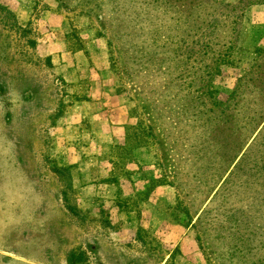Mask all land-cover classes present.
Instances as JSON below:
<instances>
[{"label": "rangeland", "instance_id": "1", "mask_svg": "<svg viewBox=\"0 0 264 264\" xmlns=\"http://www.w3.org/2000/svg\"><path fill=\"white\" fill-rule=\"evenodd\" d=\"M0 3L38 40L0 27V264H226L197 220L264 134V0L144 5L157 37L129 0ZM106 91L128 110L107 146Z\"/></svg>", "mask_w": 264, "mask_h": 264}, {"label": "trees", "instance_id": "2", "mask_svg": "<svg viewBox=\"0 0 264 264\" xmlns=\"http://www.w3.org/2000/svg\"><path fill=\"white\" fill-rule=\"evenodd\" d=\"M114 1L107 0L106 4L113 5ZM171 1L129 0L128 4L130 6L134 5L135 2L139 3L138 8H143L141 10L143 14L141 19H143L144 23L146 22V28H148V33L146 34L157 37V34H160L163 28H169L170 26L166 23L159 27H154V21L149 19V12L144 9V5L147 7H153V5L168 7L171 5ZM194 1L199 2V0ZM116 8L119 9L121 7L116 5ZM138 8L134 11H137ZM236 9L237 6H232L230 11H235ZM144 10L146 13H144ZM237 18H242V16ZM200 22L204 28L211 29L205 25L208 21L202 20ZM209 22L212 24V21ZM32 25V19L27 22H21L15 11L0 3V27H3L4 30L18 33L27 46L35 49L38 46V40L33 33ZM231 25L233 30H235L237 25L234 22ZM166 44H169L168 41H166ZM217 56H221V53ZM40 60H44L49 67L52 66L50 57ZM162 62L164 63L165 59H162ZM239 85L235 95H238L245 86H254L253 91L262 92V89L256 87L250 80L246 82L241 80ZM258 98L255 101L257 105L261 103V95ZM255 115L254 120L257 125L261 115H258V113ZM57 116H61V111ZM185 116L183 114L180 117V121ZM263 136L264 134L239 159L234 170L222 183L197 220L199 240L207 242L212 248L216 249V254L218 257H222L226 264H264V164L261 160L258 161V157L249 158L254 151L255 145ZM218 181L217 186L219 184Z\"/></svg>", "mask_w": 264, "mask_h": 264}, {"label": "crops", "instance_id": "3", "mask_svg": "<svg viewBox=\"0 0 264 264\" xmlns=\"http://www.w3.org/2000/svg\"><path fill=\"white\" fill-rule=\"evenodd\" d=\"M8 6L10 9L16 12V8L14 7L13 3H9ZM18 18L21 22H27L28 20H30V18L28 17H27L28 19L27 18L23 19L19 17V15H18ZM66 46L67 45L64 43V41H61L60 43H56L54 45L50 44L48 46V54L54 57L55 54L57 53V57H60V53H61V56L62 57L67 56L69 59V62L71 63L74 59V56L72 55V53L69 52ZM102 68L105 69L102 66L101 67L94 66V69L96 70V72H98V70H103ZM79 69L81 70V68ZM94 69L91 68L90 72L94 71ZM107 70H108V63L106 59V72ZM106 100L111 102L108 108H106V129L104 127V130H106V146H107L114 142L115 133L121 132L122 127L126 124L127 119H128L127 118L128 110H127V107L124 101H122V98L116 97V95H113L109 91H106ZM108 113L109 115H111V117H113V119H111V117L107 118Z\"/></svg>", "mask_w": 264, "mask_h": 264}]
</instances>
